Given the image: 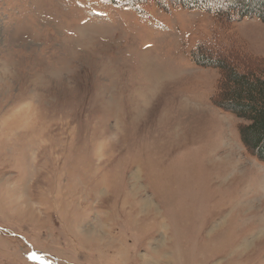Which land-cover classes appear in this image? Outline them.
<instances>
[{
	"label": "rangeland",
	"instance_id": "374dc122",
	"mask_svg": "<svg viewBox=\"0 0 264 264\" xmlns=\"http://www.w3.org/2000/svg\"><path fill=\"white\" fill-rule=\"evenodd\" d=\"M214 20L0 0V264H264V162L192 61L209 42L264 66V23Z\"/></svg>",
	"mask_w": 264,
	"mask_h": 264
},
{
	"label": "trees",
	"instance_id": "16d2710c",
	"mask_svg": "<svg viewBox=\"0 0 264 264\" xmlns=\"http://www.w3.org/2000/svg\"><path fill=\"white\" fill-rule=\"evenodd\" d=\"M130 5L134 0H111ZM162 8L168 5L182 9H201L213 14L216 23H231L256 17L264 23V3L261 0H156ZM201 42L192 52L197 65L221 71L217 92L211 100L221 109L247 121L240 124V138L248 151L264 162V66L255 65L253 56H241L222 47ZM249 55V54H247ZM241 57V59H239ZM254 63V65H253Z\"/></svg>",
	"mask_w": 264,
	"mask_h": 264
}]
</instances>
